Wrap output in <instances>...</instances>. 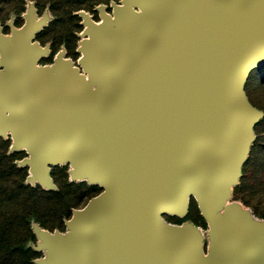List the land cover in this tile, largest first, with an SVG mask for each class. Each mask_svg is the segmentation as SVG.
Wrapping results in <instances>:
<instances>
[{"label":"water","instance_id":"obj_1","mask_svg":"<svg viewBox=\"0 0 264 264\" xmlns=\"http://www.w3.org/2000/svg\"><path fill=\"white\" fill-rule=\"evenodd\" d=\"M143 2L156 9L144 19L149 29H136L123 12L122 39L108 21L97 29L87 66L98 69L96 79H109L108 98L63 63L62 75H36L25 43L4 48L2 127L33 149L43 176L62 149L82 146L72 162L83 173L95 168L92 179L100 175L105 188L68 222L72 246L59 236L50 241L54 264H264V241H251L237 225L221 230L214 261L204 263L193 230L174 240L160 222L166 209L187 213L190 187L202 192L204 212L214 213L224 203L222 181L238 174L258 116L243 88L264 64V0Z\"/></svg>","mask_w":264,"mask_h":264},{"label":"rangeland","instance_id":"obj_2","mask_svg":"<svg viewBox=\"0 0 264 264\" xmlns=\"http://www.w3.org/2000/svg\"><path fill=\"white\" fill-rule=\"evenodd\" d=\"M45 1V0H44ZM48 1V0H46ZM58 3V0H54ZM80 9L54 13L52 3L43 4L37 0H26L25 10L21 14L12 12L0 16V71H6L4 48L19 47L25 43L30 56L36 62V75L42 70H50L62 75L60 64L69 63L86 76L87 66L92 56L91 46L97 42V29L103 21L119 26L121 8L126 7L130 13L143 23L151 6L143 0H80ZM59 4V3H58ZM7 8V5H4ZM58 8L55 5V9ZM61 8V7H60ZM59 8V10H60ZM62 9V8H61ZM250 104L258 111V116L250 126L245 154L238 166V174L233 176L225 189L224 204L214 213H205L200 201L192 196L184 216L163 213V222L177 225L182 230H193L201 237L204 250L211 253L219 243L221 230L227 225L239 226L253 242L264 241V64L252 69L244 84ZM5 117H11L7 112ZM0 137L10 140L9 153H20L16 161L18 166L28 168L26 183L39 185L47 191H59L60 186L54 175L67 178L77 186H98L95 195L87 192L79 197V204L73 208L72 216L64 219L61 228L43 227L35 218L31 221L34 239L27 247L35 253L34 264H54L51 240L63 237L69 230L68 222L75 210L83 209L89 201L103 193L104 189L95 181L86 177L76 162L63 160L49 165V175L37 172L34 165L33 149L21 143L19 135L10 127H2ZM87 193V194H86Z\"/></svg>","mask_w":264,"mask_h":264},{"label":"trees","instance_id":"obj_3","mask_svg":"<svg viewBox=\"0 0 264 264\" xmlns=\"http://www.w3.org/2000/svg\"><path fill=\"white\" fill-rule=\"evenodd\" d=\"M52 3L54 13L80 9V0H37ZM26 0H0V16L12 12L21 14ZM7 5V8H4ZM55 5L56 8L55 9ZM62 9H61V8ZM60 8V10H59ZM11 141L0 137V264H34L35 253L27 243L34 239L31 227L36 219L43 227L51 230L61 228L66 217L72 216L80 195L84 192L94 196L98 186L71 184L67 178L54 175L59 191H47L41 186L26 183L28 168L16 163L20 153H9ZM264 178V177H263ZM86 193V194H87Z\"/></svg>","mask_w":264,"mask_h":264},{"label":"bare ground","instance_id":"obj_4","mask_svg":"<svg viewBox=\"0 0 264 264\" xmlns=\"http://www.w3.org/2000/svg\"><path fill=\"white\" fill-rule=\"evenodd\" d=\"M121 10H122L123 13L128 14L129 20L134 24V27L136 29L147 30V29L150 28L148 25H145L144 23L139 22V20L134 16V14L130 13L126 7L122 6ZM155 10H154L153 7H151L150 12L147 15H151V16L154 15ZM105 24H106V21H103L102 23L99 24V28H104ZM111 29H112V32H113L114 35H118L120 37V39L123 38L124 30L120 27V25L116 26L115 24H112L111 25ZM155 31H156V29H155ZM97 46H98V49H100L101 51L109 52V48L108 47H104L101 44L97 45ZM34 66H36V62L34 63ZM64 66L68 67L69 68V72L74 73L75 79L77 81L82 82V84L85 87H87L90 91L100 93L104 98H108L111 95L110 89L108 87L109 79L107 78V76H103V77H101L99 79H96L94 77L95 72L98 70L97 68L89 69V73L90 74L86 76L85 74L79 72L77 70V67H75L72 64H69V63L65 62V63H63V67ZM41 73H45V74L52 73L54 76H57V74L55 72L53 73L50 70H42ZM243 101H244L245 104L249 103L248 97L245 94H243ZM4 114H6V112ZM11 116H14L13 112H12ZM247 142H248V140L245 141V144H247ZM82 149H83L82 146L72 145L70 147V152H68V150H65V149H62L60 151V153L62 155V159L60 161H53V159L51 158V159H49L48 162L50 164H52L54 162H56V163L59 162L60 163V162H62L65 159H68L69 161H73L74 160L73 154H76V153L80 152ZM78 166L81 169L84 168L83 167L84 165L82 163L78 164ZM95 174H96V169L95 168L86 169V172L84 173V175L86 177H90V178L94 177ZM95 180L104 189V191H103V193H104L105 192V188H104V184H103V181H102L100 175L96 176ZM229 182H230V180L224 179L222 181L221 185L223 187H225V186L227 187L229 185ZM192 196H195L197 199H199L201 201L203 199V194L198 188L190 187V188H188L186 190V192L183 195V201H184L185 207H187L189 199ZM98 198H100V196L92 198L85 208L75 210L76 212H75V215L72 217V219L75 218L77 216V214H79V213H81V214L87 213L91 209L93 202L97 201ZM164 212H168L170 214H177V215H181V216L185 215L184 213L183 214L182 213H178L179 211L172 212L171 209H166L165 211H163V213ZM160 222H161V225L164 228H166V229H168V230L173 232V239L174 240H178L180 238V236L183 234V232L181 231L179 226L171 224V223L163 222V221H160ZM72 232H73V228H72V226H70L69 230L66 232V234H64L63 237H60V239L63 242H66L69 246H72L75 243V241H76V238L73 236ZM197 245H198L197 251H198V255H199L200 261H202L204 263L213 262L214 259H215V254L216 253L215 252L207 253L204 250L202 239L199 236L197 238Z\"/></svg>","mask_w":264,"mask_h":264}]
</instances>
